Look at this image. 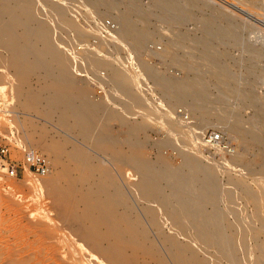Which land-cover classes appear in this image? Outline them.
Instances as JSON below:
<instances>
[{"label": "rangeland", "instance_id": "obj_1", "mask_svg": "<svg viewBox=\"0 0 264 264\" xmlns=\"http://www.w3.org/2000/svg\"><path fill=\"white\" fill-rule=\"evenodd\" d=\"M52 1L25 0L22 4L32 5L40 16L46 15L44 18L48 16L44 21L49 23L47 25L60 49L74 48L86 53V56H73L72 49L70 52L66 49L67 59L64 58L68 60V64L72 60L75 62L76 68L69 75H72L73 80L76 79L77 85L87 84L86 98L93 103L100 102L102 98L105 99L104 95L112 92L114 86L96 79H93L94 83H89L87 78L93 75L94 70L86 67L83 69L77 66L80 64L77 62H87L91 58L106 61L104 65L98 66L101 74L105 72L112 75L114 67L120 71L126 69V75L134 79L131 86L133 93L143 98L153 110L159 109L161 114H169L174 95H168L159 87L156 79L158 74L173 75L185 81L197 80L203 85L209 103L206 125L199 124V114L189 118L191 121L183 119L178 122L192 127L190 129L197 127L193 130L201 138L199 151L203 160L208 158L217 164L218 179L222 185L228 184L230 173L231 176L242 179L252 190L261 187L264 190V122L255 118L257 109L264 111V0H200L199 6L192 12L194 15L181 21L176 11L167 18L161 15L162 7L155 0H99L96 5L94 2L90 5L84 0ZM67 2L79 6L73 5L72 8L66 5L68 11L61 17L64 24L59 22L60 19L55 14L52 13V16L50 9L54 3L60 5L68 4ZM107 2L115 4L106 6ZM12 3L7 1L4 10L8 11ZM131 3L137 4L140 10L147 11L146 18L140 22L147 37L140 50L133 49L135 52L125 43L126 39L123 40L120 34L113 32L118 26L117 16L125 14ZM134 14L130 12L135 20L138 19ZM107 18L116 24L114 28L105 25ZM204 18L213 19L219 26L228 25L229 39L223 40L204 30ZM4 20L7 22L9 19L5 17ZM7 26L17 35L25 33L23 25L7 22ZM27 26L38 31L41 25L33 19ZM201 40L206 41L210 55L219 59L220 66L227 69L230 77L218 72L219 65L212 63L210 57L204 54L207 48L202 46ZM32 43L37 49L35 55L47 61L44 44L36 39ZM33 58L30 53L16 56L9 48L5 35H0V141L10 145L12 156L16 158H22L29 148L45 154L46 143L51 141L57 145L60 164L56 167V164L49 161L51 172L43 177L30 170H26L19 179L0 174V264H116L114 261L100 262L93 256L94 249L107 245V240L94 239L92 225L84 218L83 205L79 202L78 191L81 186L76 184L67 188V175L62 169L63 163L68 160L67 151L73 146L87 149L88 154L96 159L105 157L103 151L96 150L95 153L89 150L99 147L95 143L97 133L90 127L82 126L83 112L79 109L81 99L78 96V86L75 84L66 89H52L49 86V71L58 74L59 70L56 67L49 70L45 67L34 69L31 66ZM125 62L126 66L123 65ZM141 64L149 68L145 69ZM224 83H229L236 92L226 89ZM98 88L103 89L99 97L95 94ZM136 110L125 111V121L109 119L103 130L116 135L120 143H123L125 137L132 141L137 139L138 144L144 143V154L151 160H156L160 154L171 165H180L182 158L177 157L178 154L171 147L159 144L166 139V129L171 121L164 120L167 127L158 119L145 123L141 111ZM63 118L66 119L64 121L67 126L62 122ZM234 121L239 122L244 134L231 130ZM209 129L221 130L227 137L226 146L220 147L213 143L209 151L206 150L209 143H206L204 134ZM95 164H91L85 174L95 173L94 178L98 177ZM72 172L76 175L75 171ZM126 180L128 185L137 182V179ZM165 191L167 195L174 193L169 189ZM235 201L246 212L254 211L251 200L238 196ZM212 204L211 201L207 203L208 211L215 210ZM163 227L167 226L164 224ZM259 242L261 251L264 252L263 235ZM254 250L255 253L259 252L258 248Z\"/></svg>", "mask_w": 264, "mask_h": 264}, {"label": "bare ground", "instance_id": "obj_2", "mask_svg": "<svg viewBox=\"0 0 264 264\" xmlns=\"http://www.w3.org/2000/svg\"><path fill=\"white\" fill-rule=\"evenodd\" d=\"M7 1L13 3L11 8L9 7L10 9L5 11L4 5ZM23 1L25 0H0V33L8 39L9 48L16 56L33 54L31 66L34 69L45 67L46 70H49L56 67L59 73L54 74L49 71L48 75L51 79L49 86L52 89H66L71 85H77L76 79L73 80L72 75H69V72L76 68L75 62L72 60L68 64V60H65L67 59L65 50L68 48L60 49L56 44L48 27L49 23L47 22V25L44 21L48 16L45 18L46 15L40 16L32 5H23ZM84 1L90 5L93 2L95 5L99 3V0ZM84 1L81 0V2ZM155 2L162 7L161 15L167 18L170 13L176 11L177 17L181 21L194 15L192 12L195 7L199 6L200 0H155ZM105 4L113 6L115 3L107 2ZM66 5L72 7L77 4L58 5L54 3L50 9V13L55 14L56 18L60 19L59 22L64 24L61 17L68 11ZM130 12L135 13L134 15L139 18L135 20ZM146 13L147 11L140 10L137 4L131 3L125 14L121 13L117 16L118 26L113 32L120 34L123 40L126 39L125 43L131 46L132 51H134L133 49L140 50L145 43L147 32L140 26V22L146 18ZM5 17L9 19L7 22L10 24L16 23L25 26V33L22 36L17 35L7 26ZM33 19L38 22V25H41L38 31L27 26V23ZM202 22L203 29L209 34L218 35L223 40L229 39L228 25L219 26L209 18L202 19ZM33 39L44 44L45 55L48 56L47 61L39 59L35 55L37 49L32 43ZM200 43L207 48L206 41L201 40ZM1 44L3 46V43ZM157 48L160 49V47ZM71 49L73 56H77V54L86 56L85 52ZM71 49H68L69 52ZM107 51H109V47ZM204 54L210 57L212 63L219 65L218 72L230 77L227 69L223 65L220 66L219 59H214L210 55L208 48L204 50ZM105 62L97 58H91L87 62H77L80 63L77 66L79 65L83 69L86 67L94 70L93 75L87 78L89 83L92 84L93 79H96L114 85L112 92L105 93L106 95L103 96L105 99L102 98V101L99 100L100 102L96 103L86 98L87 84L77 85L78 96L81 99L79 109L83 112L82 126L90 127L97 133L95 143L99 147H96L95 150L89 148V150L95 153L96 150L103 151L105 157L100 160L96 159L88 154L87 149L82 150L73 146L67 151L68 160L62 165V169L67 175L66 187L70 188L76 184L81 186L78 191L79 202L83 205L84 218L88 219L92 225L94 239L107 240V245L94 249L95 259L100 262L114 261L116 264H264V252L261 251L259 242L260 236H264V190L262 187L252 190L242 179L231 176L230 173H228V184L222 185L218 179L217 164L208 158L203 160L204 157L199 151L201 138L198 132H194L197 127L193 130L190 129L192 127L189 128L178 122L183 119L190 120L189 118H192L193 115L199 114L201 115L199 124L206 125L209 103L203 85L197 80L185 81L173 75L158 74L156 79L159 87L168 95H174V102L171 101L169 114L165 112L161 114L158 112L159 109L158 111L153 110L146 105L143 98L142 100L133 93L131 86L134 79L126 75V69L120 71L114 67L112 75L105 74V72L101 74L98 66L99 64L104 65ZM123 65L126 66L127 63L125 62ZM114 66H120V64H114ZM143 66L145 69L149 68L147 65ZM251 73L253 72L251 71ZM144 82L145 80L142 83ZM224 85L226 89L233 91L229 83H224ZM131 109L141 111L145 123L155 119L161 120L163 123L164 120L171 121L169 128L164 123L167 127L166 133L164 132L166 139L159 144L171 147L178 154L177 157L182 158L180 165H171L160 154H156V160H151L144 154L145 148L142 146L144 143L138 144L137 139L136 142L125 137L123 139L125 144H123L120 143L116 135L108 134L103 130L106 121L111 118L125 121L127 115L125 111ZM255 114L256 120L264 122L262 109H257ZM64 120L66 119L63 118L62 122H65L64 125L67 126ZM94 121H98V123ZM231 130L244 134L238 121L231 124ZM121 137L124 138L123 135ZM46 144L45 154L47 156H45L58 167L60 160L57 157L56 143L50 141ZM208 145L206 150L209 151L213 143ZM91 164L97 165L99 176L96 178H94L95 173L85 174ZM72 171H75L76 175H73ZM50 172L51 165L47 175ZM128 178L137 179V182L128 185L126 180ZM55 183L58 184L57 181ZM166 189L174 193L167 195ZM238 196L244 200H251L254 211L248 213L247 210L237 206L235 199ZM210 201L213 203L214 211H208L206 208ZM164 224L167 227H163ZM255 248H258L259 252L256 251L258 253H255Z\"/></svg>", "mask_w": 264, "mask_h": 264}, {"label": "built area", "instance_id": "obj_3", "mask_svg": "<svg viewBox=\"0 0 264 264\" xmlns=\"http://www.w3.org/2000/svg\"><path fill=\"white\" fill-rule=\"evenodd\" d=\"M105 25L114 28L116 24L109 18L105 20ZM136 67V66H135ZM103 89L98 88L95 91L97 97L101 96ZM226 135L221 130H207L204 139L208 143H214L218 146H226ZM26 170L33 171L40 177L46 176L50 171L48 158L41 151L33 148L27 149L22 158L12 156L11 147L8 143L0 141V174L19 179L23 177Z\"/></svg>", "mask_w": 264, "mask_h": 264}]
</instances>
